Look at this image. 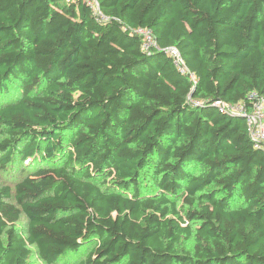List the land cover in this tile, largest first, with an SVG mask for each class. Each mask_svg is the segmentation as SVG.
I'll return each instance as SVG.
<instances>
[{"label":"trees","instance_id":"obj_1","mask_svg":"<svg viewBox=\"0 0 264 264\" xmlns=\"http://www.w3.org/2000/svg\"><path fill=\"white\" fill-rule=\"evenodd\" d=\"M97 4L0 0V264H264V0Z\"/></svg>","mask_w":264,"mask_h":264},{"label":"built area","instance_id":"obj_2","mask_svg":"<svg viewBox=\"0 0 264 264\" xmlns=\"http://www.w3.org/2000/svg\"><path fill=\"white\" fill-rule=\"evenodd\" d=\"M85 1L95 12L98 10L97 0ZM138 33H140L143 37V49L149 50L152 47H156L158 49V46L153 41L150 31L139 29ZM169 52L177 64L179 71L183 74L189 75L190 79L193 81L195 78L194 74L188 71L177 50L169 49ZM248 100V104L242 101L235 104H229L223 101H215L214 105L220 110L228 111L232 114H237L240 116L244 115L249 136L257 146H260L264 149V97L256 92H252L249 94Z\"/></svg>","mask_w":264,"mask_h":264},{"label":"rangeland","instance_id":"obj_3","mask_svg":"<svg viewBox=\"0 0 264 264\" xmlns=\"http://www.w3.org/2000/svg\"><path fill=\"white\" fill-rule=\"evenodd\" d=\"M58 160V159H57ZM9 180L7 181L6 179H5V177H3V181H5V183L6 184H9V185H11V182H10V177L8 178ZM25 222H26V219H25V217L23 216L22 218H21V220L17 223V226L19 227V228H21V230H24L25 229ZM31 250H32V254H31V256H30V258H29V260H28V264H46V263H44L39 257H38V255L34 252V247H31ZM54 264H71V263H68V262H64V261H59V262H56V263H54Z\"/></svg>","mask_w":264,"mask_h":264},{"label":"water","instance_id":"obj_4","mask_svg":"<svg viewBox=\"0 0 264 264\" xmlns=\"http://www.w3.org/2000/svg\"><path fill=\"white\" fill-rule=\"evenodd\" d=\"M242 118H244V115L243 116H241Z\"/></svg>","mask_w":264,"mask_h":264}]
</instances>
